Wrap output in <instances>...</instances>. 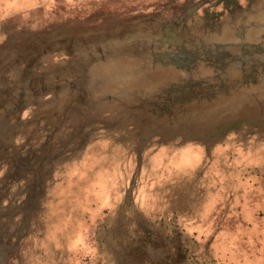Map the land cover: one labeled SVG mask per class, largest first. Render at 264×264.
<instances>
[{"label":"rangeland","instance_id":"1","mask_svg":"<svg viewBox=\"0 0 264 264\" xmlns=\"http://www.w3.org/2000/svg\"><path fill=\"white\" fill-rule=\"evenodd\" d=\"M0 264H264V0H0Z\"/></svg>","mask_w":264,"mask_h":264}]
</instances>
